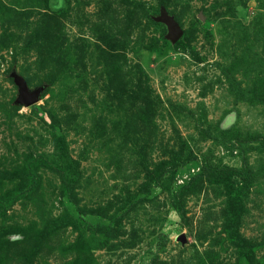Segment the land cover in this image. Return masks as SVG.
I'll return each instance as SVG.
<instances>
[{
	"label": "rangeland",
	"instance_id": "obj_1",
	"mask_svg": "<svg viewBox=\"0 0 264 264\" xmlns=\"http://www.w3.org/2000/svg\"><path fill=\"white\" fill-rule=\"evenodd\" d=\"M0 264H264V0H0Z\"/></svg>",
	"mask_w": 264,
	"mask_h": 264
},
{
	"label": "water",
	"instance_id": "obj_2",
	"mask_svg": "<svg viewBox=\"0 0 264 264\" xmlns=\"http://www.w3.org/2000/svg\"><path fill=\"white\" fill-rule=\"evenodd\" d=\"M165 22L170 28L169 37L174 41H178L179 38L182 36V31L179 29L177 23L169 17H165ZM17 84L20 86L21 89V96L19 99L20 104H23L25 106H31L38 101L41 89H37L33 92H30L28 90L26 82L20 78L17 79Z\"/></svg>",
	"mask_w": 264,
	"mask_h": 264
}]
</instances>
